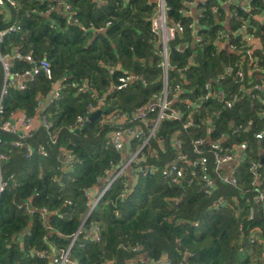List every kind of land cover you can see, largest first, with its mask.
<instances>
[{
  "label": "trees",
  "instance_id": "16d2710c",
  "mask_svg": "<svg viewBox=\"0 0 264 264\" xmlns=\"http://www.w3.org/2000/svg\"><path fill=\"white\" fill-rule=\"evenodd\" d=\"M12 1L0 7V32L10 25L19 29L4 35L1 55L17 49L35 61L47 59L52 80L62 82V91L42 112L36 111V97L50 89V81L39 73L24 81L23 90L11 86L5 98L3 119L21 110L27 116H43L51 125L35 120L24 137L20 131L0 130V154L5 156L1 176L7 182L0 194V264H51L35 251L65 249L78 230L71 254L79 264L104 259L131 264L142 253L145 264H264V201H255L257 189L264 193V162L257 183L249 170L252 162L264 159V0H193L194 7L188 4L192 0H165L168 22L185 28L168 42V97L181 118L159 123L86 218L85 192L99 194L110 172L128 160L143 139L132 134L126 148L118 151L110 137L117 126L102 119L109 112L126 113L131 120L127 125L140 126L148 134V123L136 112L162 89V47L151 31L156 0ZM65 3L70 13L64 11ZM242 25L260 41L258 48L253 39L245 40ZM100 27L104 29L96 31ZM179 44H185L183 49L173 50ZM227 65L232 72L225 73ZM31 66L15 59L10 70L23 73ZM238 67L245 73L242 82L235 77ZM122 74L135 79L121 90L112 89ZM82 82L87 87L77 91ZM2 83L0 69V87ZM255 83L260 89L253 88ZM227 100L233 102L230 107ZM101 107V114L87 122ZM77 116L87 119L74 127ZM198 139L203 142L196 143ZM41 147L46 155L38 152ZM217 147L239 155L236 185L220 179L222 168L215 171ZM180 154L189 161L206 157V171L214 181L211 193L203 191L201 166L179 160ZM68 155H74L73 165L66 161ZM173 165L180 174L168 175ZM218 199L224 200L220 207L214 204ZM94 226L99 240L93 238Z\"/></svg>",
  "mask_w": 264,
  "mask_h": 264
},
{
  "label": "built area",
  "instance_id": "2783aa9c",
  "mask_svg": "<svg viewBox=\"0 0 264 264\" xmlns=\"http://www.w3.org/2000/svg\"><path fill=\"white\" fill-rule=\"evenodd\" d=\"M231 0H225V2H230ZM7 2H10L13 4L12 0H0V7L5 5ZM156 11L151 17V31L154 33V35L158 36V42L160 43L162 50H161V67H162V89L159 94L154 95V100L150 102L146 107L139 108L136 112V117L140 118L141 121L148 123V134L145 136V134L142 131V128L140 126H135L131 128L127 123H130L131 120L128 118L126 113H117V112H109L103 119L102 122H108L109 124H115L117 127L114 131L110 133L111 141L114 146V148L118 151L124 150L126 148V143L129 141V137L133 134V137L135 138H143L142 144L137 148V150L126 160L122 165L116 169H113V174L111 178L109 179V182L106 184L104 189L99 193L96 194L93 190H87L85 193L88 197V204H89V210L87 214L85 215V218L89 214V212L95 207L97 202L99 201L100 197L104 193L106 189L109 188L111 183L114 181V179L119 175H124L126 167L129 165L132 159L137 158L139 152L143 148V146L146 145L150 137L155 135V131L158 128L159 123L162 120H178L181 118V111L177 108L171 107V99L168 97V69L170 67L169 59H170V53L171 48L168 45V42L172 39H175L178 34H181L184 32L185 28L183 25H181L179 22H168L166 11L168 7L166 6L165 0H156ZM190 7H194L195 3L194 1L188 2ZM64 11L70 13L71 6L67 3L63 5ZM243 9H246L247 7L245 5L242 6ZM48 9H53V6H49ZM195 10V9H194ZM214 13L217 12V7L213 9ZM73 16V15H72ZM70 17V16H69ZM261 19L264 21V15H261ZM70 20H74V17H70ZM110 22H106V25L108 26ZM51 26L54 27L55 25L51 23ZM190 27H194V24H191ZM19 29V25H10L7 29L0 32V41H2L4 35L7 32L10 31H16ZM104 28L100 27L96 29V31H102ZM241 30L245 31V40L251 41L253 39V34L247 31L246 25L241 26ZM225 40H227L228 35L224 34ZM193 39L195 42L200 41V36L193 31ZM185 44H179L178 46L174 47L173 50L175 51H181ZM231 49L234 50L235 46L231 45ZM15 59H25L28 61L31 65V68L25 70L23 73L18 72H12L11 69V62ZM0 69L2 71V81L0 87V130L8 133H19L22 137L29 135L30 131L34 127L35 120H41V122L44 125L50 126L51 124L48 123L44 117H37L35 115L33 116H27L23 111L18 110L16 112H13L10 115V119H3V115L5 113V98L7 97L9 88L11 86L23 90L26 88V84L24 83L25 80H34L35 76L39 73H42L46 79L50 81V89L48 92L42 96L39 95L36 97V111L42 112V110L46 107L47 104L53 102L54 100H57L61 97V91H62V82L61 81H55L52 80V68L50 62L43 58L38 61H35L31 55H22L17 49L13 53H6L4 55H1L0 53ZM109 72L113 73V68H109ZM232 72V68L227 65L225 66V73ZM235 77L237 81L242 82L245 77V73L241 67H238L235 71ZM135 79V76L131 74H122L117 78V81L113 83L112 89L121 90L122 88L126 87L128 84L132 83ZM85 83H81V85L78 87L77 91H81L82 89L86 88ZM254 89H260V85L255 83L253 84ZM181 89L179 84L175 85V91H179ZM243 90V89H242ZM217 94L221 95V92H217ZM235 98V97H234ZM102 99V98H101ZM264 104V99L262 100ZM100 104V100H99ZM233 104L231 100L226 101V105L230 107ZM90 110H93V107H89ZM155 113L154 118L149 119V114ZM262 116L264 117V108L261 111ZM87 117L84 116H77L74 127L76 125H83ZM187 125H192V122H187ZM52 142H55L54 138H50ZM196 143H202L203 139H198L195 141ZM1 143V139H0ZM177 149L181 148V143L178 140L173 141ZM218 150L214 153V162H215V171L218 168H222V173H218V176L220 179L224 182H227L231 185H236L237 179L235 175V167L237 166L238 162V156H236L234 153H222L221 149L217 147ZM27 151L30 154L31 150L27 147ZM38 152L46 155L45 149L43 147L38 149ZM5 156L3 154H0V194L7 186V182L2 179L1 176V160L4 159ZM179 160H185L190 165L196 166L199 165L202 168V174L200 176V180L202 183V188L205 193H211L214 189V181L213 179L208 175L206 165H207V159L206 157H198L197 159L193 161H189L185 159V157L180 154L178 156ZM67 162H69L70 165H73L75 162L74 155H68ZM226 168V170H225ZM226 172H225V171ZM249 170L251 171L252 175L254 176L253 184L257 183L258 181V164L255 162H252ZM148 171V168H145L144 174ZM179 168H177L175 165L171 166L168 169V175H173L174 173L180 174ZM122 198V195H121ZM256 202H263L264 201V193L257 189ZM215 206L220 207L224 204V200L218 199L215 201ZM254 209L251 207L249 209L250 217L253 216ZM94 237L96 240H99V234H98V228L94 226L91 229ZM79 230L72 236V239L69 243V245L64 249L60 248L55 252L49 253L47 250L45 251H35V255L39 258H48L51 264H79L77 260H75L72 257L71 249L74 244V241L76 239V236L78 235ZM251 241H254V238L250 239ZM137 246L133 247V250H135ZM97 264H112L111 260L104 259L101 263ZM138 264V263H137ZM158 264V262H156ZM182 264V263H180ZM185 264H189L186 262Z\"/></svg>",
  "mask_w": 264,
  "mask_h": 264
},
{
  "label": "water",
  "instance_id": "95a60500",
  "mask_svg": "<svg viewBox=\"0 0 264 264\" xmlns=\"http://www.w3.org/2000/svg\"><path fill=\"white\" fill-rule=\"evenodd\" d=\"M234 1H235V0H231L230 3L234 2ZM228 6H229V4H227V5L225 6V8H226L227 10H228ZM102 109H103V108L101 107V108L95 110L93 113H91V115H90L89 118L87 119V122H90V121H92L93 119L97 118V117L101 114ZM263 162H264V159L261 158L260 162L258 163V170H259V168L262 166ZM112 174H113V171H111L109 175L112 176ZM187 256H188V255H186V258H187Z\"/></svg>",
  "mask_w": 264,
  "mask_h": 264
},
{
  "label": "crops",
  "instance_id": "0c3cea01",
  "mask_svg": "<svg viewBox=\"0 0 264 264\" xmlns=\"http://www.w3.org/2000/svg\"><path fill=\"white\" fill-rule=\"evenodd\" d=\"M256 19H259V17L257 16V15H255L254 16ZM257 37V36H256ZM259 40L257 39V38H254L252 41H251V44L253 43L255 46H254V48H258L259 46H260V41L258 42ZM263 98H264V96H263ZM225 170H226V168H225ZM224 170V171H225ZM226 172V171H225ZM140 262V263H139ZM141 264V263H143V264H145L146 263V258H145V254L144 253H142L141 255H139L136 259H135V262H133V263H131V264Z\"/></svg>",
  "mask_w": 264,
  "mask_h": 264
},
{
  "label": "rangeland",
  "instance_id": "374dc122",
  "mask_svg": "<svg viewBox=\"0 0 264 264\" xmlns=\"http://www.w3.org/2000/svg\"><path fill=\"white\" fill-rule=\"evenodd\" d=\"M109 68H112V67H109Z\"/></svg>",
  "mask_w": 264,
  "mask_h": 264
}]
</instances>
